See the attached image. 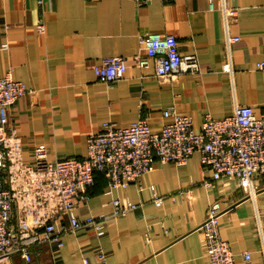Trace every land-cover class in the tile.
<instances>
[{
	"label": "crops",
	"instance_id": "crops-1",
	"mask_svg": "<svg viewBox=\"0 0 264 264\" xmlns=\"http://www.w3.org/2000/svg\"><path fill=\"white\" fill-rule=\"evenodd\" d=\"M222 1L238 9L235 20H224ZM145 32L173 35L180 52L196 53L200 73L170 80L155 75L153 59L138 67L133 57L142 54L138 36ZM232 36L238 40L228 43ZM111 56L125 57L127 69L106 84L92 68ZM262 61L264 0H150L139 7L133 0H0V78L10 75L30 90L3 113L25 163L33 162L36 146L49 158L82 159L88 134L101 124L127 127L144 119L159 129L171 121L163 116L168 108L190 117L195 131L205 112L224 118L235 105H248L258 116L264 112ZM210 177L197 153L183 166L156 163L138 184L111 194L96 174L88 201L77 202L80 218L110 215L113 198L137 208L107 218L101 236L80 229L60 235L62 245L41 243L30 264H208L198 228L213 203L222 209L219 234L235 263L264 264V177L253 178L250 188L223 180L203 186ZM151 188L163 198L160 206ZM0 264L26 263L15 255Z\"/></svg>",
	"mask_w": 264,
	"mask_h": 264
},
{
	"label": "built area",
	"instance_id": "built-area-1",
	"mask_svg": "<svg viewBox=\"0 0 264 264\" xmlns=\"http://www.w3.org/2000/svg\"><path fill=\"white\" fill-rule=\"evenodd\" d=\"M133 1L138 7L150 2ZM209 7L214 10L212 1ZM219 9L227 22L239 13L223 1ZM36 28L44 32L43 24ZM237 40L232 36L226 41ZM138 42L142 54L134 56V61L144 68L153 59L158 78L171 80L180 74L200 73L196 53L180 52L173 35L145 32L138 36ZM126 62L122 56L104 57L92 69L99 81L111 84L123 77ZM257 67L264 70V61ZM29 91L10 75L0 78V262L19 255L30 264L31 250L41 243L62 245L60 235L80 229L101 236L107 218L123 217L137 208L126 199L113 198L110 215L90 213L80 218L77 202L88 201L96 174L103 176L106 193L111 194L138 184L156 163L183 166L197 153L201 167L211 171V177L202 181L205 187L223 180L250 188L253 178L264 177V112L257 116L248 105H235L233 114L224 118L205 112L199 131L194 130L190 117L176 114L173 108L163 111L171 121L159 129L151 128L144 119L127 127L105 122L88 134L82 159L49 158L44 146H36L33 162L25 163L16 129L3 113ZM151 189L153 203L160 206L163 198ZM221 211L219 204L210 205L198 228L204 236L205 257L208 264H236L233 250L219 234ZM241 256L245 262L250 260L249 252ZM99 258L104 260V255L99 254Z\"/></svg>",
	"mask_w": 264,
	"mask_h": 264
}]
</instances>
